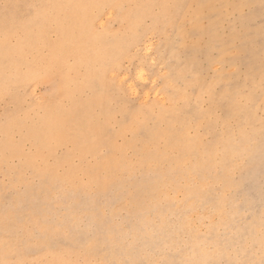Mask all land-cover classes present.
<instances>
[{
  "label": "rangeland",
  "instance_id": "1",
  "mask_svg": "<svg viewBox=\"0 0 264 264\" xmlns=\"http://www.w3.org/2000/svg\"><path fill=\"white\" fill-rule=\"evenodd\" d=\"M0 264H264V0H0Z\"/></svg>",
  "mask_w": 264,
  "mask_h": 264
}]
</instances>
